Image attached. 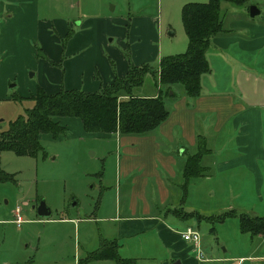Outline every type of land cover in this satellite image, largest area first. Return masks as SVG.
<instances>
[{
  "label": "crops",
  "instance_id": "crops-1",
  "mask_svg": "<svg viewBox=\"0 0 264 264\" xmlns=\"http://www.w3.org/2000/svg\"><path fill=\"white\" fill-rule=\"evenodd\" d=\"M207 1L176 3L180 7ZM257 7L260 14L255 18L245 9H228L223 32L211 39L206 52L209 71L200 78V95L188 98L183 87L175 85V97L165 100L168 117L156 130L143 136L94 133L106 139L113 137L116 143L114 185L107 188V193L114 194V207L98 219L100 243L115 241L122 259L135 264H264V253L259 252L264 235L241 232L237 216L230 217L238 221L233 235L240 238L237 248L241 250H229L226 238L220 239L210 228L211 238L206 243L200 233L205 258L200 260L194 247L179 234L187 226L207 221L202 218L214 216L197 213L193 200L198 202L204 195L212 202L227 198L228 211L264 216V1ZM40 10L39 0H0V58L34 57L42 50L54 63L65 59L61 84L56 68L45 65L53 79L38 83L30 96L38 88L50 94L59 87L93 93L115 77L125 76L129 65L126 51H130L134 65H142L184 53L188 44L186 35L177 43L163 42L161 25L158 34L142 41L135 36L136 26L153 18H139L138 14L130 19L132 44L127 41L114 47V25H103L104 29L92 36L82 29L83 24L67 22L55 2L48 8L49 14L55 12L52 18L45 20ZM73 120L78 119L57 118L56 122L64 126ZM200 144L204 150L200 160L203 174L189 180L181 203V173L186 160L199 153ZM177 208L185 218L173 214ZM219 239L225 245L222 251L216 249ZM88 264L115 262L93 260Z\"/></svg>",
  "mask_w": 264,
  "mask_h": 264
},
{
  "label": "rangeland",
  "instance_id": "rangeland-1",
  "mask_svg": "<svg viewBox=\"0 0 264 264\" xmlns=\"http://www.w3.org/2000/svg\"><path fill=\"white\" fill-rule=\"evenodd\" d=\"M50 1L55 2L57 11L62 12L67 22L83 24L82 29L92 36L101 32L103 25H114L117 33L112 43L114 47L120 43L125 45L127 41L132 44L130 37L134 36L130 19L138 14L139 18H153L150 23L141 20L143 23L135 25V36L142 41L158 34L160 25L163 42L177 43L185 38L181 21L184 4L178 7L176 0L168 3L166 0H39L40 15L45 20L55 14L48 12ZM262 1L255 0L241 8L221 4L223 21L228 20L229 10L245 9L248 12L250 6H259ZM70 5L72 9L68 8ZM61 44L64 45V37ZM129 52H125L126 60L133 64ZM64 60L61 57L54 63L42 50H37L34 57L0 58V131L6 130L9 122L24 116L25 110L33 107L34 103L28 97L38 83L53 79L52 72L44 69L45 65L56 68L61 84ZM148 64L155 66L157 62ZM22 94L26 97H20ZM134 95H157L151 77L145 79L142 87L135 89ZM73 122L64 125L65 134L56 140L48 135L42 136L45 157L17 156L10 151L1 153L0 168L11 180L0 182V264H80L89 252L99 247L101 220L98 218L114 207V194L107 193L110 191L107 188L114 185L116 143L113 137L106 139L101 134H87L78 120ZM178 194L180 196V189ZM218 200L212 202L204 195L193 203L199 210L197 213L217 216L228 211L226 206L229 204L227 198ZM41 202L48 207L50 215L36 214V207ZM17 206L21 207L24 219L21 227L12 221ZM173 214L178 218L186 217L180 208ZM202 220L207 221L194 225L202 234L203 242L209 241V229L214 228V234L218 233L220 239L226 238L229 250L239 247L240 238L233 235L238 230L235 217H228L223 222L210 221L206 217ZM220 239L217 251L225 248ZM259 249L264 253V245Z\"/></svg>",
  "mask_w": 264,
  "mask_h": 264
},
{
  "label": "trees",
  "instance_id": "trees-1",
  "mask_svg": "<svg viewBox=\"0 0 264 264\" xmlns=\"http://www.w3.org/2000/svg\"><path fill=\"white\" fill-rule=\"evenodd\" d=\"M252 1L255 0H208L206 3L185 4L181 10L182 26L188 40L184 53L162 57L156 67L129 62L125 76L115 77L96 92L63 88L50 94L38 88L35 95L29 97L34 103L33 107L26 109L24 116L9 122L6 130L0 131V155L10 151L17 156L45 157L42 136L48 135L56 140L66 131L56 122L57 118L78 119L87 134L143 136L156 130L168 117L165 100L175 97V85H181L188 98L200 95V78L209 71L206 52L211 39L223 32L221 4L241 8ZM147 77H151L157 95L135 96V89L142 87ZM203 151L200 144L199 153L185 162L181 173L182 183L179 185L181 203L185 199L189 180L203 174L200 165ZM8 180L11 178L0 168V182ZM230 216L238 217L241 232L264 235V216L238 214L229 210L206 218L221 221ZM108 259L115 264H135L133 260L122 259L118 255L115 241L106 240H102L99 247L80 264Z\"/></svg>",
  "mask_w": 264,
  "mask_h": 264
},
{
  "label": "built area",
  "instance_id": "built-area-1",
  "mask_svg": "<svg viewBox=\"0 0 264 264\" xmlns=\"http://www.w3.org/2000/svg\"><path fill=\"white\" fill-rule=\"evenodd\" d=\"M13 215H14V222L17 224V226H20L21 223L23 222V218L21 216V207L17 206L13 212ZM179 234L184 241L190 243L194 247L197 257L200 260H204L205 259L204 253L200 248L201 236L199 231L195 227L187 226L184 229L180 230ZM231 264H239V263L234 262Z\"/></svg>",
  "mask_w": 264,
  "mask_h": 264
},
{
  "label": "water",
  "instance_id": "water-1",
  "mask_svg": "<svg viewBox=\"0 0 264 264\" xmlns=\"http://www.w3.org/2000/svg\"><path fill=\"white\" fill-rule=\"evenodd\" d=\"M259 14H260V10L258 9L257 6L252 5V6L249 7L248 15H249L250 18H255L256 16H259ZM171 94L172 93L170 92V95ZM36 214L39 215V216H48V215H50V210L48 209V207L43 202H41L36 207ZM174 264H180V262L177 261Z\"/></svg>",
  "mask_w": 264,
  "mask_h": 264
}]
</instances>
